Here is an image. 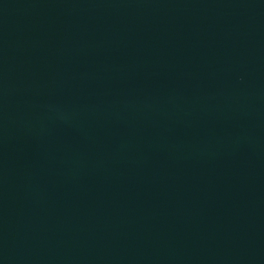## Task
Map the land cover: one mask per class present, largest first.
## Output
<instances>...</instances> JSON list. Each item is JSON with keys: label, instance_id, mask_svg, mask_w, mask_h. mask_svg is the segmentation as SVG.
Listing matches in <instances>:
<instances>
[{"label": "water", "instance_id": "obj_1", "mask_svg": "<svg viewBox=\"0 0 264 264\" xmlns=\"http://www.w3.org/2000/svg\"><path fill=\"white\" fill-rule=\"evenodd\" d=\"M0 264H264V0H0Z\"/></svg>", "mask_w": 264, "mask_h": 264}]
</instances>
